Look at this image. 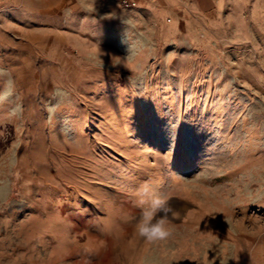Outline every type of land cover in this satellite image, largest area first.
<instances>
[{
  "label": "rangeland",
  "instance_id": "1",
  "mask_svg": "<svg viewBox=\"0 0 264 264\" xmlns=\"http://www.w3.org/2000/svg\"><path fill=\"white\" fill-rule=\"evenodd\" d=\"M249 4L241 50L178 49L122 0L104 16L97 0L0 4V67L16 83L0 104V264H98L104 251L103 264H129L135 239L112 221L146 180L183 204L178 223H206L243 264H264V0ZM56 89L70 99L49 123ZM181 245L189 261L219 250Z\"/></svg>",
  "mask_w": 264,
  "mask_h": 264
},
{
  "label": "crops",
  "instance_id": "2",
  "mask_svg": "<svg viewBox=\"0 0 264 264\" xmlns=\"http://www.w3.org/2000/svg\"><path fill=\"white\" fill-rule=\"evenodd\" d=\"M10 0H0V4H7ZM22 2L24 0H21ZM112 1L115 5L117 0H97L100 16L109 13L108 5ZM121 1V0H119ZM134 3L136 6L128 8V12L132 13L134 18H142L145 26L155 27L156 33L175 35L176 46L179 49L191 47L195 50L218 49L219 47L231 50L247 49L249 45L250 18L248 10L250 8L249 0H122V2ZM254 1V0H253ZM258 10V7H256ZM114 15L116 12L113 10ZM253 19L258 21L260 13H253ZM170 20V24L168 21ZM256 20L254 26L257 29L258 40L264 38V32L261 23ZM133 25V22H132ZM260 25V26H259ZM248 38V39H247ZM257 48V47H256ZM131 204V201H130ZM216 204V203H215ZM176 210L177 215L173 220V234L164 241L147 243L136 238L133 235L131 225L123 222V218H115L112 221L113 234L120 233L122 236L134 238L135 243L131 250L132 260L129 264H243V260H239L233 256L235 244L229 248L225 247L221 241L218 232L211 227H206V223H201V227L181 225L179 217L183 215V204H171ZM205 209V208H202ZM81 209H72L73 213H79ZM131 215L138 214L135 205L129 207ZM79 211V212H78ZM180 211H183L182 213ZM73 220L75 215L70 216ZM183 219V218H182ZM128 226V228H126ZM232 242L241 241L243 233L230 232ZM180 241V242H179ZM190 243L189 246L195 248L206 249L210 246L218 247L217 253L211 255L210 261L202 262L191 256V260L185 259L186 256H176V251L184 244ZM170 248V249H169ZM214 249V248H212ZM217 249V248H216ZM229 252L226 254V250ZM174 250V251H173ZM210 251V250H209ZM212 253V251H211ZM108 252L104 251L98 259V264L105 263ZM225 255H228L226 257Z\"/></svg>",
  "mask_w": 264,
  "mask_h": 264
},
{
  "label": "clouds",
  "instance_id": "3",
  "mask_svg": "<svg viewBox=\"0 0 264 264\" xmlns=\"http://www.w3.org/2000/svg\"><path fill=\"white\" fill-rule=\"evenodd\" d=\"M0 76H7L4 86L0 89V104L6 103L16 96L15 80L8 74L7 70L0 67ZM70 99V94L65 89H56L53 93L55 102L45 106L48 122L52 123L61 106ZM23 114V106L17 103L10 112V116L18 117ZM64 131V129H62ZM8 167H15V161L9 160ZM8 180L0 178V199L6 197ZM134 205L139 210L138 214H125L123 222L131 225L133 235L147 243L167 240L173 234V220L177 216L176 210L170 203V196L161 191L151 181L146 180L140 183L131 192ZM88 264H91L89 261ZM118 264H124L123 260H118Z\"/></svg>",
  "mask_w": 264,
  "mask_h": 264
},
{
  "label": "built area",
  "instance_id": "4",
  "mask_svg": "<svg viewBox=\"0 0 264 264\" xmlns=\"http://www.w3.org/2000/svg\"><path fill=\"white\" fill-rule=\"evenodd\" d=\"M124 6L126 8H132V7H135L136 5L134 3H128V2H124Z\"/></svg>",
  "mask_w": 264,
  "mask_h": 264
}]
</instances>
